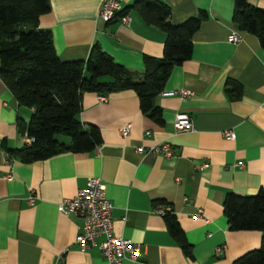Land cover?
Instances as JSON below:
<instances>
[{"label":"crops","instance_id":"1","mask_svg":"<svg viewBox=\"0 0 264 264\" xmlns=\"http://www.w3.org/2000/svg\"><path fill=\"white\" fill-rule=\"evenodd\" d=\"M117 1L125 7L133 0ZM161 1L172 23L198 10L207 14L191 36L189 58L172 67L155 96L161 124L140 112L131 90L109 93L102 101L84 92L77 118L97 127L100 143L89 152L63 151L22 162L8 156L4 146L25 141L15 119L27 122L31 109L17 106L0 79V264H107L96 247L81 250L74 243L82 218L58 209L60 199L71 197L88 177L102 182L112 206L113 234L139 244L136 258L123 264H230L258 246L259 231L228 228L221 200L226 191L250 195L264 187V48L232 24V0ZM247 1L264 9V0ZM99 5L100 0H48L37 25L49 31L60 60L84 59L96 43L114 62L139 72L144 55H161L162 31L133 9L124 13L126 23L103 21L96 17ZM231 32L238 41L227 40ZM228 79L240 85L235 99L226 94ZM180 89L189 96L181 100ZM179 112L188 116L190 130L173 129ZM125 125L128 134L122 136ZM225 129L232 130L233 139L222 137ZM160 142L168 143L171 157L134 150ZM156 203L172 210L190 257L168 234L162 215L152 211ZM216 247L220 255L214 254Z\"/></svg>","mask_w":264,"mask_h":264},{"label":"trees","instance_id":"2","mask_svg":"<svg viewBox=\"0 0 264 264\" xmlns=\"http://www.w3.org/2000/svg\"><path fill=\"white\" fill-rule=\"evenodd\" d=\"M48 0H0V79L11 92L17 106L31 109L27 122L15 119L19 135L30 138L20 147L7 148L8 156L22 162L48 158L71 151L89 152L100 143L94 125L81 123L77 114L84 92L106 96L131 90L140 112L156 124L162 123L161 109L154 102L172 67L189 58L191 36L207 18L203 10L178 23L170 22V9L161 0H133L119 15L133 9L148 25L164 34L159 57L144 55L142 70H129L92 43L80 60H60L48 30L39 28L38 17L47 12ZM231 22L237 30L254 35L264 48V9L247 0H232ZM225 91L230 99L239 95L240 85L228 79ZM67 137L63 142L60 137ZM160 202V201H158ZM230 230H257L259 244L230 264H264V187L254 194L238 195L226 191L221 200ZM165 228L184 255L190 257V244L171 213L162 215Z\"/></svg>","mask_w":264,"mask_h":264},{"label":"built area","instance_id":"3","mask_svg":"<svg viewBox=\"0 0 264 264\" xmlns=\"http://www.w3.org/2000/svg\"><path fill=\"white\" fill-rule=\"evenodd\" d=\"M121 9V4L117 0H100L96 17L103 21L117 20L119 23H126L128 21L127 15L118 14ZM227 40L231 42L238 41V34L236 32L229 33ZM189 94L190 91L186 89L178 91L181 100L189 96ZM98 100H105V97L98 95ZM172 125L176 131L190 130L192 128L188 116L183 112L175 114ZM128 128V125L121 127L119 130L120 135L126 136ZM147 133L146 131L145 134ZM221 135L228 140L234 138V133L230 129L221 131ZM24 137V142L29 143L31 139ZM134 150L140 154L151 152L159 153L164 157L172 156L170 146L166 142L156 143L148 147L138 145L134 147ZM11 175V170L8 169L4 177L9 180ZM27 200L31 202L32 196L28 197ZM111 208V203L105 197L102 182L97 177H88L83 187L76 189L71 197H64L58 202L60 213L64 215L74 214L82 218L80 230L74 237V243L79 249L96 247L107 264H123L124 260L133 261L139 253V244L113 234ZM152 211L158 215L172 214L170 207L162 203H156L152 207ZM200 214L201 210L197 209L195 215ZM214 254L220 255L221 248L216 247Z\"/></svg>","mask_w":264,"mask_h":264},{"label":"rangeland","instance_id":"4","mask_svg":"<svg viewBox=\"0 0 264 264\" xmlns=\"http://www.w3.org/2000/svg\"><path fill=\"white\" fill-rule=\"evenodd\" d=\"M60 137V136H59ZM63 137V136H62Z\"/></svg>","mask_w":264,"mask_h":264}]
</instances>
